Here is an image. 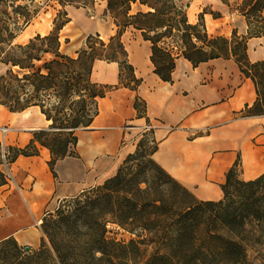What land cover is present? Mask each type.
<instances>
[{"label": "trees", "instance_id": "1", "mask_svg": "<svg viewBox=\"0 0 264 264\" xmlns=\"http://www.w3.org/2000/svg\"><path fill=\"white\" fill-rule=\"evenodd\" d=\"M43 1L59 5L52 30L19 43L16 37L40 5L36 0H0V63L6 66L0 72V104L9 111L36 107L47 122L32 131L24 146L8 145L11 155L4 148L9 164L45 147L55 176V162L77 156L78 131L92 124L100 98L117 87L135 91L137 118L148 121L146 101L138 94L142 77L122 39L128 29L148 43L152 72L163 81L172 82L180 58L193 67L213 58H232L256 92L243 113L264 115V58L252 61L248 56L249 39L264 35V0H220L245 21V33L233 28L229 36L208 33L204 10L191 22L187 11L192 0H103L114 34H88L73 52L64 50L59 36L69 21L64 8L90 6L95 0ZM98 61L117 64L116 84L94 79ZM156 148L154 137L144 134L114 174L61 199L42 218L37 249L23 252L12 237L0 240V264H249L250 247L264 243V171L244 180L237 177V160L221 185L222 198L202 200L155 161ZM2 163L0 159V185L7 178ZM109 224L135 237L127 242L108 238ZM148 245L152 250L146 256Z\"/></svg>", "mask_w": 264, "mask_h": 264}, {"label": "crops", "instance_id": "2", "mask_svg": "<svg viewBox=\"0 0 264 264\" xmlns=\"http://www.w3.org/2000/svg\"><path fill=\"white\" fill-rule=\"evenodd\" d=\"M204 15L208 19L206 12ZM217 19L210 16L209 26ZM252 40L258 45L252 51L259 57L248 53L249 58H264V35L250 38L248 50ZM183 60L187 68L177 75L176 63L172 82L151 72L138 88L157 142L153 158L196 198L218 200L223 196L226 174L237 160L238 175L244 180L264 171V115L243 113L245 106L254 102L256 92L232 58H213L196 67ZM112 97L116 101L124 97L131 104L129 115L135 113V91L120 88ZM23 111L4 113L0 108V116L10 120L16 112L15 121ZM34 112L31 125L9 130L8 145L24 146L34 129L47 124L40 112ZM95 140L92 153L77 150V156L58 159L53 167L55 176L45 147H40L37 155H19L9 164L10 177L0 185V240L12 237L22 247L37 248L42 237L39 222L47 212L61 199L114 173L113 160L103 168L111 158L112 141L104 147L102 139ZM1 169L4 171L2 165Z\"/></svg>", "mask_w": 264, "mask_h": 264}, {"label": "rangeland", "instance_id": "3", "mask_svg": "<svg viewBox=\"0 0 264 264\" xmlns=\"http://www.w3.org/2000/svg\"><path fill=\"white\" fill-rule=\"evenodd\" d=\"M36 3L40 5L38 14L30 22V34L29 36H34L35 34H46L53 28V20L59 5L55 4L54 1L45 4L43 0H36ZM190 18L192 22L198 20L199 13L205 11L207 13V18L203 16L204 22L209 34L212 35H225L229 36L233 28H237L239 33H245L246 27L242 24V19L236 13L229 11V8L222 3H219L217 0H192L190 2ZM136 6H133V10ZM65 11L69 21L59 30V36L62 43V47L67 52H73L75 49L81 46L84 39L88 34L99 33L103 38L114 34L115 25L111 14L106 9V3L101 0H95V2L90 6H75V5H66ZM210 11H218L220 16L215 22H213V27L209 26V17L212 16ZM86 22L91 23L90 26L86 25ZM208 24V26H207ZM30 38V37H29ZM28 38V39H29ZM17 39V38H16ZM15 39V40H16ZM68 39V42H66ZM122 39L128 50L129 58L133 63L137 75L141 76L142 79L151 74L152 67L149 61V45L147 42H144L139 36L138 32L128 29L123 33ZM19 43H24V39H17ZM17 42V41H16ZM258 48L256 40L250 42V49L253 50ZM187 68V64L183 59L177 60V69L176 74L179 75ZM6 69V66L0 63V72H3ZM118 68L117 64L114 62L107 63L105 61H98L93 70V77L95 80H98L103 83L116 84L118 82L117 78ZM124 87H117L108 91L105 96L102 98V107L104 113H101V117L94 122V125L80 129L78 131V140L79 134L82 135L84 139H87L89 136L97 134L99 130L105 125H111V132H114L112 147L110 156L108 158V164H104L103 168L106 166L109 167L111 160L112 169L114 173L118 165L122 162L125 156L134 151L138 141L143 137L144 134L153 136V129L149 125L148 121L144 117L137 118V112L133 115H129V110L131 109V104L128 101L121 97L120 102H117L113 95L120 89ZM132 94V92H131ZM121 105L122 116L118 124H114L113 117L115 112H117V107ZM141 105L139 108L141 109ZM100 112V111H99ZM99 114V113H98ZM35 115L34 110L29 109L19 115L17 120L11 121L6 116H0V159L2 160V152L4 148L8 146V137L4 135L2 128H8V130L17 129L20 127L31 125L33 116ZM155 139V138H154ZM151 143V142H150ZM8 151V149L6 148ZM77 150L81 151L80 147L77 144ZM11 155L12 151H8ZM108 171L107 173H109ZM113 173V174H114ZM6 175V174H5ZM237 177H239L237 175ZM104 178L99 180L98 184H101L104 181ZM56 209V208H55ZM54 209V210H55ZM53 210V211H54ZM42 223V220L39 224ZM106 236L108 238H113L115 240L127 242L130 238L135 237L129 232L121 229L120 227L109 224L107 228ZM22 247V246H21ZM38 248V247H37ZM37 248H30L28 251H25L22 247L23 252H31ZM146 256L152 250V246H145ZM12 245L7 246L6 252L12 253ZM1 254V253H0ZM249 264H264V243L256 246H251L249 251Z\"/></svg>", "mask_w": 264, "mask_h": 264}, {"label": "bare ground", "instance_id": "4", "mask_svg": "<svg viewBox=\"0 0 264 264\" xmlns=\"http://www.w3.org/2000/svg\"><path fill=\"white\" fill-rule=\"evenodd\" d=\"M217 1L219 3H221L220 0H217ZM103 2H105V1H103ZM190 8H191V6L188 7L187 13H188L189 20L192 22V20L190 18V14H191ZM242 24H243V26H245V22L243 20H242ZM86 25L87 26H90L91 23L86 22ZM29 27H30V23L26 26V28L23 31L20 32V34L16 38L17 39H24V43H25L28 40L27 39V35L30 34L29 31H31ZM17 39L15 41L18 42ZM248 53L250 54V56L252 58H258L259 57V55H257L255 52H253L250 49V43H249ZM118 98H120V97H118ZM117 102H120V101H117ZM0 108H2V111L4 113H11L8 109H6L1 104H0ZM29 109L34 110L36 112H39V110L36 107H30V108L24 110L23 112L28 111ZM99 111H100L99 114L95 117L94 121L92 122L93 125H94V122L101 117V113L102 114L104 113V110H103V107H102V98H100V100H99ZM116 111L117 112H115L114 117H113V121L115 122L114 124H118L119 121H120V119H121L122 112H123L122 109H121V105H119L117 107V110ZM15 117H16V112H14V113L11 114L10 120L13 121L15 119ZM110 126H111L110 124L103 126V128L101 130H99L97 132V134L91 135L87 139H84L82 137V135L79 134L78 146L80 147L81 151L84 152L86 150L87 153H92L94 151V149H95L94 148V143L96 141L95 140L96 137H98L99 139H102V142H101L102 144H100V145H103L104 147H106L107 145H109V143H111V141L113 140V135H111L112 132H111ZM8 134H9V130H8V128H6V130L4 132V135H8Z\"/></svg>", "mask_w": 264, "mask_h": 264}, {"label": "built area", "instance_id": "5", "mask_svg": "<svg viewBox=\"0 0 264 264\" xmlns=\"http://www.w3.org/2000/svg\"><path fill=\"white\" fill-rule=\"evenodd\" d=\"M3 131H5V128H2ZM2 166L4 167V173L6 174V176L10 177V169H9V162L7 161L4 153L2 152Z\"/></svg>", "mask_w": 264, "mask_h": 264}, {"label": "water", "instance_id": "6", "mask_svg": "<svg viewBox=\"0 0 264 264\" xmlns=\"http://www.w3.org/2000/svg\"><path fill=\"white\" fill-rule=\"evenodd\" d=\"M23 249H24L25 251H28V250L30 249V247H29L28 245H24V246H23Z\"/></svg>", "mask_w": 264, "mask_h": 264}]
</instances>
